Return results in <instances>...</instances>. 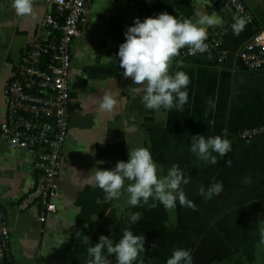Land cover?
I'll list each match as a JSON object with an SVG mask.
<instances>
[{
    "label": "crops",
    "instance_id": "crops-1",
    "mask_svg": "<svg viewBox=\"0 0 264 264\" xmlns=\"http://www.w3.org/2000/svg\"><path fill=\"white\" fill-rule=\"evenodd\" d=\"M243 1L255 25L234 35L237 16L219 9L214 0H90L81 36L72 46L69 131L56 209L44 222L37 208L17 211L13 206L33 184L31 157L11 148L0 135V203L11 205V264H87V247L98 243L101 235L118 243L126 228L145 236L146 251L134 264H166L178 248L191 250L192 264H264V136L237 138L240 129L264 124V68L247 70L235 55L256 27H264V0ZM50 11L49 0H34L33 14L21 17L12 0H0V122L5 115V83L16 71L20 49L41 35V21ZM160 12L193 22L197 13L222 18V25L213 27L220 28V49L227 51L223 63H217L215 51L172 62L171 74L184 71L190 77L182 111L146 109L143 89L124 78L119 67L117 53L127 27L135 18ZM106 91L117 100L110 113L98 103ZM225 129L231 151L224 156L213 152L216 164L190 150L192 136L208 138ZM141 146L150 149L159 176L178 165L188 181L181 187L191 206L177 200L169 210L150 199L155 207H133L126 192L119 200H107L89 179L94 169L127 162L129 149ZM217 182L223 185L219 195L200 194L201 187L207 190ZM136 212L142 216L131 224L130 214ZM85 235L90 238L87 245L82 243ZM109 259L116 264L114 255Z\"/></svg>",
    "mask_w": 264,
    "mask_h": 264
},
{
    "label": "clouds",
    "instance_id": "clouds-1",
    "mask_svg": "<svg viewBox=\"0 0 264 264\" xmlns=\"http://www.w3.org/2000/svg\"><path fill=\"white\" fill-rule=\"evenodd\" d=\"M12 7L18 16H29L34 12V0H12ZM197 16L198 20L193 22L190 18L181 19L168 12H160L143 20L135 18L133 24L127 27L125 41L119 45L117 53L119 67L123 69L124 78H130L136 86L143 89L142 103L146 109L170 111L175 108L182 111L188 102L186 89L190 84V77L184 71L171 74L172 62L184 48H188L192 54L207 51V28L222 25V18L217 14L197 13ZM234 19L233 34L239 35L246 27L247 20L244 17ZM208 58L211 59V55ZM98 103L102 111L110 113L117 105V100L111 92L106 91ZM208 104L213 109L216 106L211 99ZM227 136L226 129L221 134L208 138L194 135L190 150L199 159L216 164L213 152L224 156L231 151V140ZM89 179L104 192L107 200H119L126 192L127 203L133 207H155V203H149L150 199L159 201L169 210L176 207L177 200L181 205L187 203L191 206L181 187L188 181L178 165H172L165 176H159L157 162L147 147L129 149L127 162L118 161L111 169H94ZM249 179L246 177L245 182ZM222 191L223 185L220 182L207 190L203 187L199 189L201 195L209 198ZM141 216L140 212L130 214V223L135 224ZM89 240L85 235L82 243L87 245ZM145 251V236L134 235L130 228H126L118 243L114 244L112 239L101 235L98 243L87 247V253L91 257L87 264H112L109 259L112 255L116 258V264H134ZM192 261L190 249L178 248L172 252L166 264H192Z\"/></svg>",
    "mask_w": 264,
    "mask_h": 264
},
{
    "label": "built area",
    "instance_id": "built-area-1",
    "mask_svg": "<svg viewBox=\"0 0 264 264\" xmlns=\"http://www.w3.org/2000/svg\"><path fill=\"white\" fill-rule=\"evenodd\" d=\"M51 11L41 21V35L21 47L15 73L5 83V115L0 135L13 149L24 150L31 157L32 186L13 200L17 211L31 207L44 222L55 211L62 151L69 131L71 109L69 69L73 43L79 39L82 20L90 0H49ZM219 9H229L254 26V18L243 0H214ZM228 25H231L229 23ZM209 45L204 53L180 50L178 61L217 52L218 64L227 51L220 49L219 27L207 28ZM243 67L250 71L264 68V27H256L236 50ZM264 136V124L240 129L243 141ZM11 205L0 203V264L11 259L8 214Z\"/></svg>",
    "mask_w": 264,
    "mask_h": 264
},
{
    "label": "trees",
    "instance_id": "trees-1",
    "mask_svg": "<svg viewBox=\"0 0 264 264\" xmlns=\"http://www.w3.org/2000/svg\"><path fill=\"white\" fill-rule=\"evenodd\" d=\"M12 263V259H10L9 261L5 262V264H11Z\"/></svg>",
    "mask_w": 264,
    "mask_h": 264
}]
</instances>
